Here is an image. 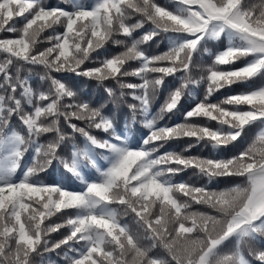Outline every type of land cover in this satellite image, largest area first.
I'll return each instance as SVG.
<instances>
[{
    "label": "snow or ice",
    "instance_id": "obj_1",
    "mask_svg": "<svg viewBox=\"0 0 264 264\" xmlns=\"http://www.w3.org/2000/svg\"><path fill=\"white\" fill-rule=\"evenodd\" d=\"M63 5L0 0V264H264V85L232 92L264 77V0ZM109 44L123 51L101 57ZM67 73L94 80L129 119L56 75ZM168 78L179 86L153 112ZM253 127L247 147L223 155ZM197 146L210 155H190ZM188 171L205 182L177 179ZM225 178L242 183L219 187Z\"/></svg>",
    "mask_w": 264,
    "mask_h": 264
},
{
    "label": "trees",
    "instance_id": "obj_2",
    "mask_svg": "<svg viewBox=\"0 0 264 264\" xmlns=\"http://www.w3.org/2000/svg\"><path fill=\"white\" fill-rule=\"evenodd\" d=\"M87 2L91 3L92 0H87ZM159 3H161L162 5H166L168 3V0H158ZM249 3H257L258 0H248ZM45 3L49 4L50 6H65V7H70L69 5H63V0H45ZM17 26H22V21H18L17 22ZM62 29H58V31H60ZM51 33H45V35H50ZM142 33H137V36H139ZM5 36L9 35L7 33L4 34ZM118 38H123V37H118ZM224 45H226V41L224 42ZM47 44H41L40 48H44L46 47ZM218 44L217 42H212L209 45V48L212 51H216L218 50ZM106 49L107 52H105L104 49L99 50V55L101 57L105 56V55H112V54H116L117 52L123 51V47L122 46H113L111 44L106 45ZM149 51L155 53L156 51V45L152 44L151 48L149 49ZM96 55V54H94ZM211 62V60L209 59V57L205 54L202 57H197V63L199 64H203L204 66H206L207 64H209ZM244 61H239L237 62L236 66L240 67L243 66ZM97 66L95 62H86L85 67H94ZM132 66L135 67V62L132 63ZM43 68L42 67H34L32 69V84L34 87H43L46 88L47 84H42V82H40L36 77L40 74H43ZM201 73L199 72V70L194 71L192 73V75L195 78H198L199 75ZM57 77L59 79H62L63 82H65L71 89L75 90L78 95L82 96V97H86L92 101H94L96 106H99L100 104H105L106 103V108H105V114L109 115V116H113L116 119L117 123H123L126 120L129 119V113L126 107L124 106H115L112 103L108 102V97L106 95V93L103 91V89L94 81V80H89L86 79L84 77H80V76H76L74 74L71 73H67V74H56ZM179 75L182 74H177V77H179ZM132 82H137L135 78H129ZM109 86H111L112 82L109 81L107 82ZM179 79H171L168 78L165 81V85L163 87V89L161 90L160 94L158 95V98L154 101L153 103V112H155L156 110L159 109L160 105L164 102L165 97L168 95L169 92H171L174 87H178L179 86ZM264 85V77L262 78H257L254 81H252L250 83V85H243V84H238V85H233L232 87V92H241V91H245L248 90L249 88H257ZM225 90H221V93L217 96V99H222L223 98V93ZM197 95L200 96L202 98V93H203V87L199 88L196 90ZM190 100L189 97H185V102H183L181 104L180 107V112H178L176 114L175 117H173V119L171 121H168L169 123L172 122H181L182 116L181 113H183L187 107V102ZM131 102V101H129ZM13 126L14 127H18V121L13 118ZM258 128L257 127H253L248 129L247 131V135L243 138V140L239 143L236 144L234 147L233 146H229L224 152L223 155L225 156H231V155H235L237 154L239 151L243 150V148L247 147V145L249 143H251V141L254 139L256 133L258 132ZM52 136L49 135L47 137H42L41 138V143H46L47 140L51 139ZM82 140V138H80ZM189 141L187 139L184 140H180V141H176L173 143H170L169 145H167L166 147L169 148L170 150H175V151H180L181 148H183ZM65 151H67V149H65ZM190 155H202V156H208L210 155V148H204L201 146H197L196 148L192 149L191 152L189 153ZM57 167H59V165H57ZM58 176V173H57ZM44 180L49 179L46 176L41 177ZM177 179H184V180H191V182L196 183V184H200V183H204L205 181L201 180V179H197L195 177L192 176V172L188 171L186 174H182L181 177H177ZM77 184L79 182H76ZM234 183H242L241 178H225L219 185V187L223 188V187H228L231 186ZM118 212H120L121 214V218L124 219L127 223H129V225L133 228V230L135 231V226L132 224V221L130 218L128 217H124L123 215V210L120 209L119 207H117ZM199 210H204L203 208L199 209ZM66 217H53L52 218V223H59L61 222L63 219H65ZM66 229H62L59 233H53L51 235V239L52 241H56L59 240L60 238H62L63 235L66 234ZM234 241L227 243V249H230L233 247ZM257 247H260V245H256ZM61 255L63 252V249L60 250ZM157 254L159 255L160 252L158 251ZM52 258H55V253L50 254ZM48 257L46 256V259ZM251 259V257H249ZM35 264H39V259H37V261L35 262ZM252 264H260L259 261L257 260H253Z\"/></svg>",
    "mask_w": 264,
    "mask_h": 264
}]
</instances>
